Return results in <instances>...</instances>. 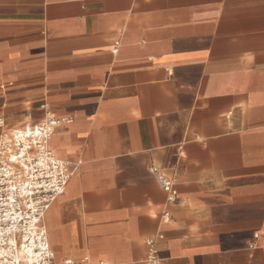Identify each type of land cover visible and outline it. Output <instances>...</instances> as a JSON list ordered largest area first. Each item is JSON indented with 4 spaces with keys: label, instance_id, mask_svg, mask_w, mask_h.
<instances>
[{
    "label": "crops",
    "instance_id": "crops-1",
    "mask_svg": "<svg viewBox=\"0 0 264 264\" xmlns=\"http://www.w3.org/2000/svg\"><path fill=\"white\" fill-rule=\"evenodd\" d=\"M46 112L55 264H264V0H0V120Z\"/></svg>",
    "mask_w": 264,
    "mask_h": 264
},
{
    "label": "built area",
    "instance_id": "built-area-1",
    "mask_svg": "<svg viewBox=\"0 0 264 264\" xmlns=\"http://www.w3.org/2000/svg\"><path fill=\"white\" fill-rule=\"evenodd\" d=\"M62 122L50 112L32 129H7L0 120V264H55L43 219L71 175L68 164L50 148L54 129ZM158 178L168 202H174L177 192L172 179ZM163 218L167 221L169 215ZM147 246L145 264H160L153 243ZM62 264L93 263L84 259Z\"/></svg>",
    "mask_w": 264,
    "mask_h": 264
}]
</instances>
